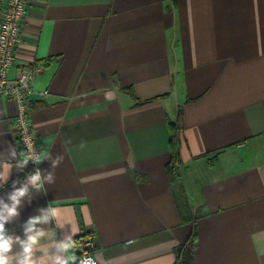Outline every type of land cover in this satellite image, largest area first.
Returning a JSON list of instances; mask_svg holds the SVG:
<instances>
[{"label":"crops","instance_id":"obj_1","mask_svg":"<svg viewBox=\"0 0 264 264\" xmlns=\"http://www.w3.org/2000/svg\"><path fill=\"white\" fill-rule=\"evenodd\" d=\"M14 56L10 80L33 71L42 157L63 162L6 222L9 235L25 239L29 217L50 205L74 238H94L100 264H175L192 231L166 171L181 112L194 264H264V0H30ZM16 112L0 97V153L19 152ZM34 170L13 167L0 197Z\"/></svg>","mask_w":264,"mask_h":264},{"label":"clouds","instance_id":"obj_2","mask_svg":"<svg viewBox=\"0 0 264 264\" xmlns=\"http://www.w3.org/2000/svg\"><path fill=\"white\" fill-rule=\"evenodd\" d=\"M0 135H3V132H0ZM70 142V139L65 141ZM25 148L27 151L18 152L15 146L9 145L6 153H0V168L10 164L12 168L22 171L29 162L39 165L48 160L51 170L36 167L22 181L12 182V191L7 193L8 202H5L4 197H0V264H100L99 259L92 255H76L78 246L71 222L63 219L60 211L50 205L38 209L40 216L29 217L27 224L23 226L25 239H21L14 231L11 235L8 234L6 222L19 218L25 199L30 203L34 192H41L45 184L55 183L56 178L52 170L63 162L62 155L53 157L49 152L41 157L31 145L26 144ZM12 161H15V164ZM12 168L8 170L7 175L0 171V185L7 183ZM49 222H54V226L48 229L37 227ZM58 230H63L64 235L56 240ZM42 239L49 242L42 244ZM17 246L19 251L16 250Z\"/></svg>","mask_w":264,"mask_h":264},{"label":"built area","instance_id":"obj_3","mask_svg":"<svg viewBox=\"0 0 264 264\" xmlns=\"http://www.w3.org/2000/svg\"><path fill=\"white\" fill-rule=\"evenodd\" d=\"M29 1L5 0L0 9V97L12 99L17 103L14 125L19 152L27 151L25 145L28 144L42 157L28 111V96L33 91V71L22 70L12 80L7 76L8 67L14 63L15 47L22 42V27ZM28 165L32 169L38 167L32 162ZM75 239L78 246L77 256H94L95 241L92 236L81 235Z\"/></svg>","mask_w":264,"mask_h":264},{"label":"trees","instance_id":"obj_4","mask_svg":"<svg viewBox=\"0 0 264 264\" xmlns=\"http://www.w3.org/2000/svg\"><path fill=\"white\" fill-rule=\"evenodd\" d=\"M170 159L166 165V171L170 180L171 189L178 207L180 217L184 222L192 224V231L188 239L175 248V264H194L193 254L196 248V218L191 216L186 201L184 190L179 178L180 159V137L182 134L181 112L178 113L176 122H170ZM186 215V216H184Z\"/></svg>","mask_w":264,"mask_h":264}]
</instances>
